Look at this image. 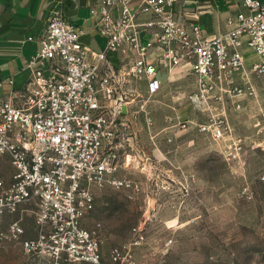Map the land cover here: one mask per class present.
<instances>
[{
    "label": "built area",
    "instance_id": "obj_1",
    "mask_svg": "<svg viewBox=\"0 0 264 264\" xmlns=\"http://www.w3.org/2000/svg\"><path fill=\"white\" fill-rule=\"evenodd\" d=\"M178 1L140 0L133 7L131 0H95L90 14L104 39L99 50L83 42L62 8L50 12L24 86L0 95V157L12 167L9 179L0 174V217L22 203L37 206V234L22 240L25 251L99 264L96 231L83 219L98 190L143 191L140 181L119 172L133 162L129 118L142 116L147 128L154 123L149 103L161 89L159 73L170 77L184 68L191 76L188 100L208 113L198 127L215 139L230 131L228 105L239 108V100L257 97L264 0H242L213 36L199 22L175 16ZM245 48L256 55L252 62H245ZM23 231L14 221L0 231V242Z\"/></svg>",
    "mask_w": 264,
    "mask_h": 264
},
{
    "label": "rangeland",
    "instance_id": "obj_2",
    "mask_svg": "<svg viewBox=\"0 0 264 264\" xmlns=\"http://www.w3.org/2000/svg\"><path fill=\"white\" fill-rule=\"evenodd\" d=\"M177 85L170 102L160 94L149 103V128L140 118L127 131L133 162L119 173L143 191L98 190L83 219L96 231L99 264H264V103L227 109L230 131L215 139L198 127L208 113L190 109L200 119L183 125L194 85L188 76ZM11 173L0 157V174ZM36 210L27 202L0 217V231L14 221L24 230L0 242V264H96L25 251L22 240L37 234Z\"/></svg>",
    "mask_w": 264,
    "mask_h": 264
},
{
    "label": "crops",
    "instance_id": "obj_3",
    "mask_svg": "<svg viewBox=\"0 0 264 264\" xmlns=\"http://www.w3.org/2000/svg\"><path fill=\"white\" fill-rule=\"evenodd\" d=\"M241 1L179 0L174 6V14L179 19L199 22L206 35L213 36L223 29L227 16L239 11ZM139 2L140 0H131L133 7ZM94 3L95 0H0V95L7 94L12 87L19 89L24 86L30 72L27 60L39 50L40 35L50 12L56 8H62L68 20L82 30L84 43L95 50L101 49L104 39L95 30L96 17L90 14V7ZM142 19H147V16H143ZM27 36H32V39L27 40ZM243 54L246 63L256 59V55L250 49L245 48ZM184 72H186L184 68H175L170 77H167L166 73H159L160 79L163 76L162 86L155 97L161 94L166 102L174 99L177 83L188 76ZM11 79L13 84L10 83ZM255 84L256 98L241 99L239 108L231 105L227 108L238 111L241 108L264 103V76L256 79ZM186 104L188 109L181 121H186V124L197 122L200 118L196 116V112L190 110L196 111V109L189 100ZM140 118L143 117L139 116L137 119ZM129 120L130 126L131 124L133 126L135 119L129 118Z\"/></svg>",
    "mask_w": 264,
    "mask_h": 264
}]
</instances>
